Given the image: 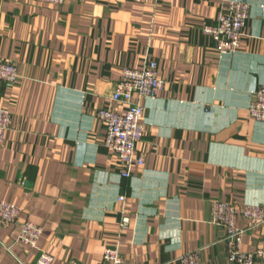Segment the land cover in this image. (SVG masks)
<instances>
[{"label":"crops","instance_id":"crops-1","mask_svg":"<svg viewBox=\"0 0 264 264\" xmlns=\"http://www.w3.org/2000/svg\"><path fill=\"white\" fill-rule=\"evenodd\" d=\"M242 1L250 11L239 49L221 56L202 29L225 0H0V61L17 71L13 86L0 82V107L11 114L0 202L42 228L38 247L52 264H99L107 245L124 264H180L195 249L198 264H233L212 203H236L238 214L264 207V122L248 113L264 85V0ZM147 59L164 85L141 101L143 162L126 178L96 113L124 111L111 100L115 85ZM252 223L238 216V227ZM263 231L248 230L241 250L259 247ZM18 232L0 222V264L34 263Z\"/></svg>","mask_w":264,"mask_h":264},{"label":"built area","instance_id":"built-area-1","mask_svg":"<svg viewBox=\"0 0 264 264\" xmlns=\"http://www.w3.org/2000/svg\"><path fill=\"white\" fill-rule=\"evenodd\" d=\"M50 6L61 5L64 0H34ZM225 8L219 13L216 24L204 26L202 33L214 44L219 55L235 53L243 37V28L249 16L250 4L242 0H225ZM17 79L16 67L10 63L0 61V82L7 87L15 84ZM164 81L157 75L156 62L147 59L140 69L124 68L121 78L117 81L111 95V100L124 106L122 113L107 109H100L96 117L104 123V146L112 150L125 168L122 177H129V170L136 161L142 164L141 157L136 158V144L143 133L142 117L144 107L141 103L146 98H153L163 88ZM249 115L256 121L264 122V85H260L253 92V99L248 106ZM11 114L0 107V146L4 133L8 129ZM124 195L117 198L120 205V227L130 223V217L125 210ZM214 223L225 230L223 240L226 244V256L233 264H264V231L259 247L252 251H242L243 235L256 225L264 223V207L258 205H244L237 213L236 203L214 201L211 206ZM251 220L250 226H237L238 216ZM0 222L8 225H18L19 232L16 242L36 251L33 264H52V257L45 250L38 247L42 228L30 221L19 222V209L5 201L0 202ZM9 250V248H7ZM11 253V252H10ZM18 264H26L14 256ZM180 264H198L200 249L181 254L178 257ZM99 264H124L117 245H107Z\"/></svg>","mask_w":264,"mask_h":264}]
</instances>
